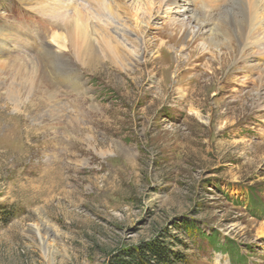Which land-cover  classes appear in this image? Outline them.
<instances>
[{"label": "rangeland", "instance_id": "rangeland-1", "mask_svg": "<svg viewBox=\"0 0 264 264\" xmlns=\"http://www.w3.org/2000/svg\"><path fill=\"white\" fill-rule=\"evenodd\" d=\"M16 1L0 0V264H122L158 241L176 264H264V19L241 51L221 17L190 36L212 9L162 0L148 20L125 0L149 21L148 51L83 64ZM13 16L50 37L22 50L2 24ZM112 21L117 40L136 38ZM214 32L222 47L203 45ZM38 41L71 60L76 85L40 70ZM31 63L41 94L19 95Z\"/></svg>", "mask_w": 264, "mask_h": 264}, {"label": "bare ground", "instance_id": "bare-ground-1", "mask_svg": "<svg viewBox=\"0 0 264 264\" xmlns=\"http://www.w3.org/2000/svg\"><path fill=\"white\" fill-rule=\"evenodd\" d=\"M17 1V4L24 10H27L29 14H32L31 18L40 24L39 26H47L49 31H57L58 34H60V32L64 33L68 42L74 44L76 56L80 63L85 64L88 62V64L99 63L103 65L106 63L124 64L125 62L131 61L136 57L135 52L136 54L140 53L138 49L140 46H143L144 49L147 50L149 43L147 44V41L144 40V34L149 27V21L143 20V18L139 16V7L142 6L144 10L143 17H147L148 20L153 18L154 14H158L162 7V0L158 2L156 0H132L135 7L139 8L135 11L130 10L125 0ZM185 1L188 0H182L180 4L184 5V3H186ZM202 1L205 3L199 5ZM83 2H86V4L82 7ZM22 3L28 5V7L30 6L31 9ZM79 3L81 4L79 5ZM188 6L190 7L185 10L191 14L194 13L192 11L194 9L208 12L210 9L219 11L221 7L218 15L215 14V11L210 13L212 10L203 15H199L198 12L193 14L195 15L193 16L194 19L199 23L198 30L190 34L194 40H201L204 34L211 33V30H208L207 26L211 23L213 18L221 17L219 22L223 27L228 26L229 30L237 31L234 37L238 42L237 49L241 48V51L258 35L261 29V22L264 19V0H197V2L190 0ZM32 7L34 9H32ZM13 17V20L9 17L10 20H6L2 23L4 26H8L9 34L11 32L18 38L14 40L19 44L15 41L8 43L7 48L10 50H15L18 44L20 47L22 46V50L30 52L31 45L36 38L44 37L48 39L50 37L47 38L45 36L47 33H38V29H31L29 28L30 26L26 28L27 20L18 19L16 16ZM193 17L190 18L193 20ZM37 18H39V20H37ZM48 19L50 20L48 21ZM112 19L123 21L125 28H128L134 33L136 38L133 39L130 33L124 31L121 35L124 42L117 40L110 30V27H113ZM203 19L204 22L202 23L204 24L201 23ZM175 29H177V32H182L181 34L187 35L191 28L185 27L184 29L176 26ZM1 31L2 29L0 28V32ZM225 32L226 31H224V33ZM210 35L211 38L203 45L213 48L216 45L222 47L218 40V33L214 32ZM28 36L32 37V41L27 40ZM223 36H225V34H223ZM175 39L177 38L175 37ZM45 41L42 43L38 41V43H36V45H39V57H37V61L40 70L44 71L45 74L54 78L56 81L76 85L77 80L72 79L73 68L71 60L63 58L61 55L47 49L49 47ZM128 46L133 47L134 51L128 48ZM233 53L234 51L232 50L231 56H233ZM31 65L32 63L26 69L25 74L27 77L21 80L20 87L17 89L19 95L22 93L32 94L34 96L41 94L42 84L38 83V86L35 85L37 83L33 76ZM34 232L40 235L42 228L37 226ZM46 234L47 236H51V233Z\"/></svg>", "mask_w": 264, "mask_h": 264}, {"label": "trees", "instance_id": "trees-1", "mask_svg": "<svg viewBox=\"0 0 264 264\" xmlns=\"http://www.w3.org/2000/svg\"><path fill=\"white\" fill-rule=\"evenodd\" d=\"M173 239L176 236H171ZM130 261L122 264H176L182 257L179 253L172 251L167 245L153 242L140 247L135 253H131Z\"/></svg>", "mask_w": 264, "mask_h": 264}]
</instances>
